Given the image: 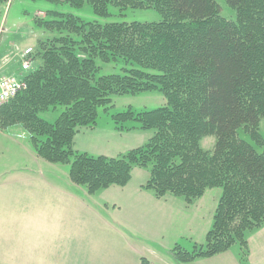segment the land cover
<instances>
[{"label": "trees", "instance_id": "1", "mask_svg": "<svg viewBox=\"0 0 264 264\" xmlns=\"http://www.w3.org/2000/svg\"><path fill=\"white\" fill-rule=\"evenodd\" d=\"M45 1L76 9L88 4L99 18L110 16L109 7L155 10L162 20L100 25L60 13L43 19L39 27L58 36L31 56L27 89L0 107V129L21 126L37 156L69 164L72 182L89 194L126 187L134 168L149 170L142 188L158 199L183 198L189 206L221 189L205 244L192 251L176 246L173 256L189 264L238 245L247 264L248 234L264 228V0H224L235 21L222 16L217 0ZM97 60L127 67L97 78ZM153 91L164 95L165 107L112 116L119 132L152 131L144 146L119 158L75 151V137L95 129L99 110L112 108V96ZM57 107L63 112L54 124L39 117ZM130 121L138 127H125ZM207 137L216 139L211 152L201 147Z\"/></svg>", "mask_w": 264, "mask_h": 264}, {"label": "crops", "instance_id": "2", "mask_svg": "<svg viewBox=\"0 0 264 264\" xmlns=\"http://www.w3.org/2000/svg\"><path fill=\"white\" fill-rule=\"evenodd\" d=\"M3 66L0 71L9 73ZM80 136L74 140L79 153ZM27 157L30 168L38 171L30 176L12 175L13 171L0 176V264H141L144 253H155L149 245L160 246L165 232L175 225V216L180 217L181 198L158 199L141 183L133 190V177L126 187L89 194L72 182L64 167L39 158L34 148L28 149ZM39 214L43 222L35 224ZM30 219L25 228L23 223ZM263 233L264 228L259 231ZM169 262L164 264H181ZM189 264L243 261L230 250Z\"/></svg>", "mask_w": 264, "mask_h": 264}, {"label": "rangeland", "instance_id": "3", "mask_svg": "<svg viewBox=\"0 0 264 264\" xmlns=\"http://www.w3.org/2000/svg\"><path fill=\"white\" fill-rule=\"evenodd\" d=\"M217 2L222 7V16L235 21V11L224 0H217ZM52 13L70 14L81 19L83 22L98 23L100 25L122 22H159L162 20L160 14L155 10H127L120 12L119 9L109 7L110 16L108 18H99L88 4L81 9H76L68 4L56 5L45 0H10L0 6V67L3 66L5 56L12 55L9 58V62H4L6 66H3L7 67L8 72H10L0 71V77L20 72L22 68V59L20 58L26 49L32 48L35 55L39 51L40 43L58 36L56 33L46 32L39 27L43 19L47 21L54 20L53 15H51ZM14 57H18V60H16L17 58L14 59ZM96 64L100 68L97 78L123 74V69L127 67L124 61L103 64L97 60ZM166 105L164 95L158 91L145 92L139 95L112 96V108L108 113L103 108L99 110L97 126L95 129H83L81 136L77 138V148L82 149L80 153L86 152L92 157H122L129 151L144 146L152 137L153 132L139 129L119 132L115 130L112 116L128 110L136 114L152 111ZM62 112L63 108L57 107V109H50L49 111L40 113L39 117L50 124H54ZM124 126L131 128L138 127V124L130 121ZM259 132L262 138H264V118L260 122ZM31 137V134L21 126H14L6 130L0 129V176L6 175L11 171H13L12 175L30 176L32 173H35L34 171H38V168H30V159L27 157L28 149L33 148ZM240 137L250 141L246 132H241ZM215 142V137L204 138L201 142V147L211 152ZM56 165L64 167L69 176V164ZM58 169L61 173L63 172L61 168ZM132 177L131 189L134 190L140 183L146 184L150 178V172L146 169L134 168ZM221 195V189H210L203 198L194 201L189 206L181 198L182 202L178 207L177 213L180 217L175 216V225L165 232L160 246L149 245L155 252L149 254L152 257L147 253H144L141 257H145L144 259L148 261L153 260L158 264H164V262L170 263L169 261L175 260L173 249L176 246H180L187 251H192L195 246L204 245L206 235L212 228L213 217ZM184 205L187 208L186 210L184 209ZM22 221L20 216L19 222L21 225ZM41 222H43V216L41 214L35 215V224H40ZM31 223L32 220L30 219L23 224L27 228ZM262 229L248 234L250 264H264V233L259 234V231ZM231 250L233 253L240 254L241 258L242 250L240 246L235 245ZM249 256L247 261H249Z\"/></svg>", "mask_w": 264, "mask_h": 264}, {"label": "built area", "instance_id": "4", "mask_svg": "<svg viewBox=\"0 0 264 264\" xmlns=\"http://www.w3.org/2000/svg\"><path fill=\"white\" fill-rule=\"evenodd\" d=\"M33 53L32 48H28L23 52L21 56L22 68L19 73H12L0 77V107L8 105L20 93L27 89V83L24 78L32 68L31 56ZM6 62H9V57L5 58Z\"/></svg>", "mask_w": 264, "mask_h": 264}, {"label": "bare ground", "instance_id": "5", "mask_svg": "<svg viewBox=\"0 0 264 264\" xmlns=\"http://www.w3.org/2000/svg\"><path fill=\"white\" fill-rule=\"evenodd\" d=\"M29 73H30V71H29Z\"/></svg>", "mask_w": 264, "mask_h": 264}]
</instances>
